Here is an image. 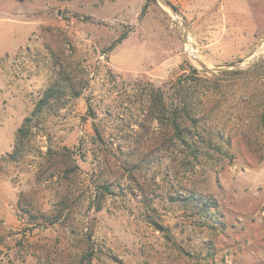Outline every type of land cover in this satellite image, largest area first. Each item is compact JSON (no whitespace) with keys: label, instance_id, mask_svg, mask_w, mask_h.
<instances>
[{"label":"rangeland","instance_id":"rangeland-1","mask_svg":"<svg viewBox=\"0 0 264 264\" xmlns=\"http://www.w3.org/2000/svg\"><path fill=\"white\" fill-rule=\"evenodd\" d=\"M168 1L208 66L264 47V0ZM257 64L158 0H0V264H264Z\"/></svg>","mask_w":264,"mask_h":264},{"label":"water","instance_id":"water-1","mask_svg":"<svg viewBox=\"0 0 264 264\" xmlns=\"http://www.w3.org/2000/svg\"><path fill=\"white\" fill-rule=\"evenodd\" d=\"M162 6H164L166 9H168L170 11V13L172 14L173 18L180 24V26L184 29V32L187 36V42L189 39V28L188 26L185 24V22L181 19V17L179 16L176 7L169 2L168 0H158ZM177 18H176V17ZM264 56V50L263 51H259L258 53H256L253 57H251L249 60L244 61L242 63H237L231 66H208L206 64H204L203 62H201V60L199 59L198 56L196 55H191V57L206 71H236V70H245V69H249L253 66H255V64H257V62H259V60Z\"/></svg>","mask_w":264,"mask_h":264},{"label":"trees","instance_id":"trees-1","mask_svg":"<svg viewBox=\"0 0 264 264\" xmlns=\"http://www.w3.org/2000/svg\"><path fill=\"white\" fill-rule=\"evenodd\" d=\"M261 65H262V63H259V64H257L254 68L256 69V68H259V67H261ZM194 70H195V68H193ZM50 97V95H49V93H48V91L45 93V96L40 100L41 102H44L45 100H48V99H50L49 98ZM184 105V107L186 108L187 107V105H188V103H187V101L186 100H181L180 102H178V105ZM37 109H38V107H37ZM36 112V111H35ZM31 120V117L30 116H28L26 119H25V122L23 123V126L19 129V132H18V134H17V139H19V137H20V135L23 133V131H24V127L27 125V123L29 122ZM174 123H175V125L177 126V127H180V122H178V120H175L174 121Z\"/></svg>","mask_w":264,"mask_h":264},{"label":"bare ground","instance_id":"bare-ground-1","mask_svg":"<svg viewBox=\"0 0 264 264\" xmlns=\"http://www.w3.org/2000/svg\"><path fill=\"white\" fill-rule=\"evenodd\" d=\"M175 17H176V16H175ZM176 18H177V17H176ZM187 49H188V51L190 52L191 55H196V56H197L196 50L194 49L193 44H192V42H191L190 39H188V42H187ZM263 50H264V47L261 48L259 51H263ZM259 51H258V52H259ZM258 52H257V53H258Z\"/></svg>","mask_w":264,"mask_h":264}]
</instances>
